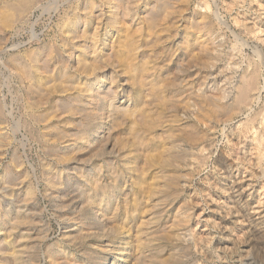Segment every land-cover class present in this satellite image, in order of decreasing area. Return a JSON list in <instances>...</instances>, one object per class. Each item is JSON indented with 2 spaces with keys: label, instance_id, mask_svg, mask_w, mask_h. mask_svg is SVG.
<instances>
[{
  "label": "rangeland",
  "instance_id": "374dc122",
  "mask_svg": "<svg viewBox=\"0 0 264 264\" xmlns=\"http://www.w3.org/2000/svg\"><path fill=\"white\" fill-rule=\"evenodd\" d=\"M183 1L0 0V264H264V0ZM193 12L227 101L261 69L224 120L195 75L166 107L178 55L208 68Z\"/></svg>",
  "mask_w": 264,
  "mask_h": 264
},
{
  "label": "bare ground",
  "instance_id": "6f19581e",
  "mask_svg": "<svg viewBox=\"0 0 264 264\" xmlns=\"http://www.w3.org/2000/svg\"><path fill=\"white\" fill-rule=\"evenodd\" d=\"M175 1V0H174ZM189 1V0H188ZM208 1V0H207ZM185 2V0L183 1ZM215 2V1H214ZM192 3V2H191ZM210 3V2H208ZM180 4V3H179ZM186 3L183 4V6H185ZM211 4V3H210ZM203 5V4H202ZM206 5V4H205ZM201 6V5H200ZM188 7V6H187ZM208 7L210 8V5L208 4ZM212 8V7H211ZM202 9V8H201ZM185 10V8H184ZM187 10V9H186ZM190 10V9H189ZM217 10V9H215ZM179 11V10H178ZM191 11V10H190ZM196 11V9H195ZM213 11V9H212ZM167 13V12H166ZM171 13V12H170ZM212 13V12H211ZM178 15V14H177ZM183 16V15H182ZM215 16H217V14H209V13H198V12H193L192 18L193 20L196 22V25L193 27L194 31H191L193 33H196V31H200L203 34V38L204 41H206L208 43L207 50H206V56L205 58L207 59V63H208V68H206L204 70V72L201 74V68L199 66V63L196 62L192 57L190 56H186L184 54L178 55V57L173 61L171 68H170V73L169 75H167V77H165L163 79L164 81V91L166 92V96H167V106L169 107V109L173 110L175 109V104L172 103V100L175 98V96H177L178 94H187L189 93V87L186 86V83L188 82V80L193 79L192 76H194V78L198 79L196 80L195 84L198 83V89L200 88H209V90H207L208 92L205 94V97L208 99V101L212 102V103H216L217 105V109L220 110V112L216 111V116L224 118L226 117H230L231 115L237 114L238 111L242 110L245 105L255 97V94L257 93V90L259 88V83H260V75H261V69L260 66L255 63L254 61H249V66H251V68H248L244 71V73L241 75L240 77V83L236 86V95H235V101L233 102H229L228 97L231 96L230 91H226L228 88H221L217 85L216 83V79L215 76L213 75V68L215 65V60L218 59L219 54H217V51L219 50L218 46V42L216 39V32L217 30L215 29L216 24L217 26L220 27V25L222 24V22L220 20H217L215 18ZM178 17V16H177ZM218 18V16H217ZM183 18H181L182 20ZM191 19V18H190ZM233 20V19H232ZM217 21V22H216ZM177 22V21H175ZM168 24V23H167ZM190 25V24H189ZM253 26V25H252ZM223 27V26H222ZM191 28V26H190ZM217 28V27H216ZM175 30V29H174ZM225 30V29H224ZM255 30V29H254ZM178 31V30H177ZM251 29L248 26H245V29H240L239 32L240 33H245L247 34L250 33ZM179 32V31H178ZM225 32V31H224ZM233 32V31H232ZM236 32V31H235ZM200 33V34H201ZM237 33V32H236ZM199 34V35H200ZM178 35V34H177ZM223 35V34H222ZM239 35V34H238ZM225 36V35H223ZM240 36V35H239ZM188 37V36H187ZM186 37V39H187ZM236 37V36H235ZM244 38V37H243ZM219 39V38H218ZM222 39V38H221ZM239 39V38H238ZM244 40V39H242ZM176 41V40H174ZM202 41V40H201ZM230 41V40H229ZM240 41V40H239ZM190 42V41H189ZM234 42V41H233ZM232 42V43H233ZM176 43V42H175ZM204 43V42H203ZM201 44V42H200ZM227 44V43H226ZM229 44V43H228ZM239 44V43H236ZM242 44H244V42H242ZM249 44V43H248ZM187 45V44H186ZM206 45V43H205ZM222 45V44H221ZM203 46V48L205 47L203 44L201 45ZM257 46V45H256ZM189 47V46H187ZM192 47V46H191ZM251 47V46H250ZM184 48V47H183ZM223 48V47H221ZM235 49H239L238 45L234 47ZM201 50V49H200ZM204 50V49H203ZM223 50V49H222ZM232 50V49H231ZM192 51V50H191ZM194 51V50H193ZM198 51V49H197ZM205 51V50H204ZM233 51V50H232ZM231 51V52H232ZM241 51V50H240ZM255 53H260L261 50L255 47L254 49ZM174 52V51H173ZM237 52V50H236ZM244 52V51H243ZM191 53V52H190ZM195 53V52H194ZM201 53V52H200ZM186 54V53H185ZM204 54V53H203ZM202 54V55H203ZM224 54V53H223ZM242 54V53H240ZM246 54V53H245ZM193 55V54H192ZM247 55V54H246ZM194 56V55H193ZM249 56V55H248ZM256 56V55H255ZM129 57V56H128ZM196 57V56H195ZM238 57V56H237ZM244 57V56H243ZM254 57V56H253ZM198 57H196L197 59ZM204 58V57H203ZM226 59V58H225ZM236 59V58H235ZM239 59V58H238ZM237 59V60H238ZM232 60V59H231ZM242 60H244L242 58ZM229 61V60H228ZM234 61V60H232ZM218 62V61H217ZM237 62V61H236ZM202 63V62H201ZM228 64V63H227ZM203 65V64H202ZM235 65V64H234ZM239 65V64H238ZM242 65V64H241ZM236 66V65H235ZM237 67V66H236ZM242 67V66H241ZM163 69V68H162ZM217 69V67H216ZM227 70V69H226ZM149 71V70H148ZM235 71V70H234ZM226 72V71H225ZM165 73V72H163ZM216 73V71H215ZM220 73V72H219ZM217 74V73H216ZM233 74V73H232ZM222 75V74H221ZM234 75V74H233ZM239 75V74H238ZM220 76V74H219ZM225 76V74H224ZM229 76V74H228ZM262 76V75H261ZM217 78V77H216ZM219 78V77H218ZM226 79V78H225ZM235 79V78H234ZM161 79L160 77L157 78L155 80V83L159 82ZM239 81V80H238ZM220 82V80L218 81ZM234 82V81H233ZM194 83V81H193ZM221 83V82H220ZM147 84V83H146ZM149 84V83H148ZM228 85V83H227ZM162 86V85H161ZM196 86V85H195ZM233 88V87H232ZM163 90V89H162ZM227 92L225 94V91ZM154 91V90H153ZM196 91V90H195ZM198 91V90H197ZM200 91V90H199ZM202 91V90H201ZM205 91V90H204ZM191 92V91H190ZM145 93V92H144ZM162 93V92H161ZM199 93V92H198ZM201 94V93H200ZM144 95V94H143ZM152 96V95H151ZM161 99V98H160ZM191 99V98H190ZM256 99V98H255ZM185 101V100H184ZM203 101V100H202ZM207 101V102H208ZM159 102V101H158ZM194 102V101H193ZM196 102V101H195ZM177 103V102H176ZM201 103V101H200ZM185 104V103H184ZM190 105V104H189ZM197 105V104H196ZM184 106V105H183ZM192 106V105H191ZM190 106V107H191ZM180 107V106H179ZM212 107V106H211ZM215 107V106H213ZM203 108V107H202ZM161 109V108H160ZM179 109V108H178ZM181 109V108H180ZM183 109V108H182ZM166 110V109H165ZM171 110V111H172ZM208 110V109H207ZM264 110V109H263ZM262 110V111H263ZM195 111V110H194ZM243 111V110H242ZM174 112V111H173ZM178 112V111H177ZM241 112V111H240ZM256 112V111H255ZM212 114V113H211ZM220 115V116H219ZM165 116V115H164ZM196 117V116H195ZM212 117V116H211ZM260 118V112L256 113L255 116L252 118V120L249 122V124H251L250 126H252V123H255L257 121H259ZM202 121V120H201ZM221 122V121H220ZM165 123V122H164ZM260 123V122H259ZM262 123V122H261ZM166 125V124H165ZM195 125V124H194ZM214 125V124H213ZM249 127V126H248ZM254 127V126H253ZM183 128V127H182ZM247 128V127H246ZM194 129V128H193ZM205 129V127H204ZM248 130V129H247ZM246 130V131H247ZM179 132V131H178ZM177 132V133H178ZM256 133V132H255ZM191 134V133H190ZM193 134V133H192ZM175 135V134H174ZM177 135V134H176ZM180 135H177L175 137H178ZM175 137H171L173 140L171 142V145L175 142L176 138ZM180 138V137H178ZM183 138V136H182ZM195 139V138H194ZM186 141V140H185ZM202 141V140H201ZM255 142V150L257 153V157H258V162H260L262 165L264 164V142L262 141L261 135H256L254 136V140ZM178 142V141H177ZM207 142V141H205ZM166 145V144H165ZM170 145V146H171ZM174 145V144H173ZM177 145V144H176ZM183 145V144H182ZM175 146V145H174ZM200 146V144H199ZM203 146V145H202ZM159 147V146H158ZM205 147V146H204ZM195 148V147H194ZM193 148V149H194ZM207 148V147H206ZM128 149V148H127ZM188 149V148H187ZM192 149V147H191ZM197 149V147H196ZM130 150V149H129ZM174 151V150H173ZM172 151V152H173ZM183 151V150H182ZM192 151V150H190ZM204 151V150H203ZM202 151V152H203ZM159 152V151H157ZM185 153V152H184ZM198 153V152H197ZM172 154V153H171ZM182 154V153H181ZM160 155V153H159ZM158 155V156H159ZM169 155V154H168ZM180 155V154H179ZM191 155V154H190ZM195 155V154H194ZM164 156V155H163ZM181 156V155H180ZM185 156V155H184ZM169 157H172V155H170ZM173 158V157H172ZM165 159V158H162ZM185 160V159H183ZM182 160V161H183ZM166 163L165 164H170L169 166H164V169H168L172 168L175 164L174 161L170 160V159H165ZM221 162V164H225L228 161L226 160V158H221L219 160ZM157 162V161H156ZM218 163V162H217ZM164 164V163H163ZM260 164V165H261ZM185 165V164H184ZM261 165V166H262ZM176 166V165H175ZM161 167V166H160ZM161 170V169H160ZM167 170V171H168ZM264 170V169H263ZM167 171L165 173H167ZM170 173V172H169ZM264 173V172H263ZM165 176V175H163ZM175 179L177 178H172L171 181L173 182ZM159 180V179H158ZM157 180V181H158ZM178 181H174V183H177ZM167 185V184H166ZM169 185V184H168ZM175 185V184H174ZM173 187V185H172ZM155 189V188H154ZM147 190V189H146ZM165 191V190H164ZM163 191V192H164ZM183 191V190H182ZM80 192V191H79ZM155 192V191H154ZM81 194V193H80ZM88 198V197H87ZM171 201V200H170ZM151 205V204H150ZM158 211V210H157ZM185 216V215H184ZM187 218V217H186ZM183 221V220H182ZM176 222V221H175ZM179 222V221H177ZM178 224V223H177ZM180 225V224H179ZM183 225V224H182ZM177 228V226H175ZM190 227V226H188ZM175 231V230H174ZM177 231V230H176ZM170 232V231H169ZM179 233V232H178ZM177 234V233H176ZM184 234V232H183ZM191 234V233H190ZM164 238V237H163ZM165 239V238H164ZM193 239V238H192ZM164 243V242H163ZM170 244V243H169ZM164 245V244H163ZM167 244H165L166 246ZM162 246V245H161ZM170 246V245H169ZM168 246V247H169ZM143 248V247H142ZM184 250V249H183ZM171 253V252H170ZM173 253V252H172ZM163 255V254H162ZM171 256V255H170ZM160 258V257H159ZM251 260V259H250ZM252 260H254L252 258ZM157 264V263H156ZM179 264V263H178Z\"/></svg>",
  "mask_w": 264,
  "mask_h": 264
}]
</instances>
